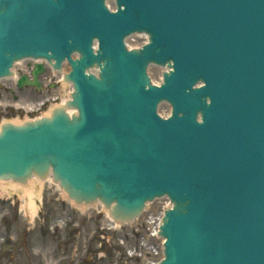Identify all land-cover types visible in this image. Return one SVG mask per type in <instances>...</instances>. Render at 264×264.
I'll return each mask as SVG.
<instances>
[{
	"label": "water",
	"instance_id": "1",
	"mask_svg": "<svg viewBox=\"0 0 264 264\" xmlns=\"http://www.w3.org/2000/svg\"><path fill=\"white\" fill-rule=\"evenodd\" d=\"M117 1L0 0V78L25 57L66 59L77 109L2 124L0 179L51 168L70 199L117 220L165 195L157 264H264V0ZM134 30L149 41L127 50ZM150 62L168 68L159 86Z\"/></svg>",
	"mask_w": 264,
	"mask_h": 264
},
{
	"label": "rangeland",
	"instance_id": "2",
	"mask_svg": "<svg viewBox=\"0 0 264 264\" xmlns=\"http://www.w3.org/2000/svg\"><path fill=\"white\" fill-rule=\"evenodd\" d=\"M26 64L29 61L18 62L14 71L20 72ZM149 74L153 81H160V68L150 66ZM44 81L47 83V78ZM13 83L10 78L0 80V122L25 119L29 115L25 109L36 107L32 101L53 91L48 85L39 91L17 89ZM52 84L58 87L54 92L58 91L61 97L68 94L67 83ZM168 108L161 103L158 111L165 115ZM0 194V264H148L149 255L143 257L137 252L146 238L142 221L145 217L137 220L135 226L122 225L113 230L105 224L103 214L82 213L72 207L51 182L43 183L33 217L22 209L21 193L11 191L7 197L0 189ZM151 206L154 213L159 211L158 203L148 205ZM133 247L137 250L129 254L128 248Z\"/></svg>",
	"mask_w": 264,
	"mask_h": 264
},
{
	"label": "bare ground",
	"instance_id": "3",
	"mask_svg": "<svg viewBox=\"0 0 264 264\" xmlns=\"http://www.w3.org/2000/svg\"><path fill=\"white\" fill-rule=\"evenodd\" d=\"M134 37L139 39L138 35L137 36L135 35ZM168 111H169V108H168ZM69 112H72V111H69ZM29 185L30 186H21L18 189L21 191L20 197H22L24 200V203L21 205V207L23 208V210L25 211L26 214H28L30 217H33L36 213V210H37V205L35 203V199L39 197V195H37V194L40 193V187L41 186L39 184L33 185V182H30ZM2 186L3 185H1V183H0V188ZM36 187L39 188L38 192H35ZM14 190H17V189H14ZM158 204L164 205L165 201L160 200V201H158Z\"/></svg>",
	"mask_w": 264,
	"mask_h": 264
}]
</instances>
